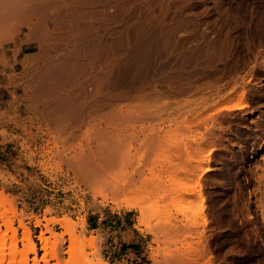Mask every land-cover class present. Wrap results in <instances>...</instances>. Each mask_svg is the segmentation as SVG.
Masks as SVG:
<instances>
[{
	"label": "rangeland",
	"instance_id": "obj_1",
	"mask_svg": "<svg viewBox=\"0 0 264 264\" xmlns=\"http://www.w3.org/2000/svg\"><path fill=\"white\" fill-rule=\"evenodd\" d=\"M207 2L211 6L210 10L205 6ZM164 4L166 5L161 12L157 6L153 9L154 14L161 13L162 22L174 23L188 18L189 24L187 25L188 22H186V25L179 29L178 33L176 32L179 40H175L176 48L174 47L173 56L164 57L160 66L168 68L170 65L172 70L178 69L177 67L182 70L186 68L187 75L183 77V83L182 80H176L180 81V84L174 81L172 85V81L168 80V82L167 79L157 81L163 84L156 82V89L160 91H158L160 95L158 94L154 99L146 97L144 101L135 102L141 105L145 103L147 110L156 112V115L152 114V119L145 123L146 128L143 130L139 131L138 127L121 133L122 137L125 134L128 135L130 143L129 148L126 149L130 155L123 164L122 160L120 161V166H128L127 170L131 169V166L139 167L145 172L142 173L145 176L140 177L142 179L136 176L140 180L136 178L138 182L136 180V184L131 183L132 187H128L129 190H124V193L117 194L112 190L109 193L107 189L110 187L102 181H96L89 187L79 176H76V170L68 165L63 155L66 150L68 152L77 147L78 144L73 142L83 141L81 139L73 141L72 138L69 141L66 138L67 133L65 135L63 133L67 128H61L64 125L54 126L50 119L39 113L27 111L21 114L22 102L19 96L23 90L14 87V81L10 78L12 70L4 67L0 62V192L5 195L7 203H12L15 208L14 213L10 212L4 216L2 213L8 212L9 206L0 204V233L7 230L6 221H10L16 229L17 247L22 249L23 234L26 228H29L32 240L37 246V255L29 253L27 264H36L35 262L38 261H40L39 264H59L60 261L70 264L67 261L72 255L85 258L86 264H108L107 260H110V264H264V84L260 87V81H264V0H167ZM213 26L218 28V33L211 31ZM188 27L189 30H187ZM184 29L187 32H184L186 31ZM176 36L175 39H177ZM198 47H204L206 54L197 61L189 59L187 54H181L190 49H199ZM29 52V50H23L20 57ZM6 60L9 64L12 63L11 52H8ZM182 63L183 66H187L183 67ZM19 70L20 67L17 66L16 71ZM205 82L208 85H205ZM18 83L21 82L18 81ZM187 83L197 85L196 89H192L194 86L188 87ZM188 88L193 90L189 89L190 94H188ZM172 89L177 94H174ZM167 90L170 92L168 93ZM239 90L247 102L246 109L258 114L257 122L255 124L248 122L243 111L241 113V111L223 110L215 115L216 118L220 117V123L216 125L220 139L216 136L217 144L211 148L209 139L204 135V130L208 129L210 122L204 120L209 113L206 107L207 102L210 101L208 102L210 105L212 101L220 99V96L225 98L239 95ZM196 93L197 96H195ZM111 108L110 106L109 109ZM167 108L171 110L167 111ZM163 109L164 112H161ZM180 109L183 110V114ZM105 110L99 111V114L92 113L89 126H84L81 130L83 134L79 131V135L84 136L91 132L95 126L92 124L105 122L107 117ZM222 117L227 119L223 120ZM198 119L200 121L197 122ZM179 125H182V128ZM174 127L175 131H169V129L174 130ZM158 128L161 129L159 132L161 141L155 142L156 146L154 143L155 152L148 144L144 148L145 134L149 135L150 130L159 131ZM186 128L191 130L188 132ZM177 129L181 136L176 135ZM224 130L226 131L223 133ZM176 137L179 138L178 140L182 137L183 144L180 142L182 147L177 144ZM191 138H196L194 142L196 145L192 143ZM163 141L166 145L174 146L170 148L164 145ZM159 144L164 145L163 151ZM70 146L73 147L70 148ZM194 146L197 151L202 150L203 154L213 149L210 154L211 160L221 162V167L202 175L200 185L201 197L204 199L196 196V199L200 200L185 201L177 195L181 194L179 187L191 183L192 179L195 181L193 173H196L195 159L197 161L199 152L198 154L194 152ZM201 146L205 149L203 150ZM167 147L169 153L166 151ZM149 149L157 153L156 156L160 158L155 159L154 155L151 157L153 161L148 158L147 156L153 154H148L151 153ZM133 153L136 156L131 155ZM134 163L139 164L134 165ZM143 165L147 169H144ZM152 173L159 177L154 179ZM158 179V183L154 182ZM175 184L179 185L174 187ZM95 192L101 194L94 195ZM174 201L176 203H173ZM194 213L197 214L196 222L198 223L191 226L190 222ZM52 219L55 222L48 224L49 229L52 228V230L45 232L47 229L45 224ZM61 219L76 222L74 233L78 234L76 236H79L80 243L72 246L69 234L58 236L61 244L56 246V243H53V252L50 254L48 263H45L42 260L45 251L42 249L39 235L45 232L44 236H50L49 240L53 241L54 232L57 236L65 231L62 223L57 222ZM83 221L85 225L81 228ZM175 225L177 226L173 229ZM172 230L176 232L173 233ZM11 235L12 232L7 231V245L12 242ZM91 236L95 238L94 243L97 246H91L82 241ZM58 248V255L60 254L61 258L54 257ZM173 249L178 251L175 252ZM6 250L8 251V248ZM9 257V254L5 255L6 259ZM1 259L0 257V262H2Z\"/></svg>",
	"mask_w": 264,
	"mask_h": 264
},
{
	"label": "bare ground",
	"instance_id": "obj_2",
	"mask_svg": "<svg viewBox=\"0 0 264 264\" xmlns=\"http://www.w3.org/2000/svg\"><path fill=\"white\" fill-rule=\"evenodd\" d=\"M166 1L167 0H0V62L4 67H7L12 70V72L10 73V78H12L14 81V87L16 89L22 88L23 90L22 94L19 96L22 102V107L20 108L21 114L22 112L25 113L27 111H33V112L39 113L43 117L45 116L48 119H50L54 126L64 125L63 127L61 126V128L62 129L64 127L67 128V129L64 128L65 130L63 133L64 135L65 133H67L66 138L69 139V141L71 138L73 139V141L74 139H81V141H83V142H80V141L73 142V143L78 144L77 147H74L70 151L68 150V152L65 149L66 153L65 154L62 153V154H64L63 158L66 160L68 165L71 168H74V170H76L77 172L76 176H79L81 180H83L85 184L88 185L89 187H90V184L96 181H102L107 187L111 188V189L110 188L107 189L109 193L112 190L114 193L118 194L121 192L124 193V190H129L127 188L132 187V185L130 186L131 183L134 182L136 184L135 181L138 179L137 177L139 178L142 177L143 176L142 173H145V172L141 168L139 167H137L139 169L133 168L134 166L132 167L131 165H130L131 169L129 170H127L129 168L128 166L127 167L122 166V165L120 166L121 164L120 161L122 160V164H123V161L130 155V154L128 155L129 151L126 149L127 147L129 148L128 145L130 143L128 139V135L125 134V136L122 137L121 133L127 132V130L129 129L135 130L138 127L140 129L139 131L143 130L144 128H146L145 123L152 119L153 117L152 114L154 112H150L149 109L148 111L147 107L145 106V103L144 105H141V104H136L135 102L138 100L140 102L144 101L146 97H153L154 99L155 96H158L159 90L156 89L157 81L167 79V81L168 80L172 81L171 82L172 84L174 81L177 82L179 79V80H182V83H183V77H186L187 75V73L185 72L186 68L182 70L180 69V67L176 66L178 69L174 68L172 70L171 66L168 64H167L168 68L167 66H165L164 68L160 66L161 63L163 62L162 59L164 57L166 58V56H169V55L173 56L172 53L174 52V47H175L174 44H176L175 40L176 41L179 40V38H177L178 35L176 36V32L179 29L183 28L186 25V22L189 21L188 18H185L183 21H177V22L175 21L174 23L162 22L161 13L154 14L153 9L155 8V6H157L159 7V11L161 12V9H163V6L166 5L164 4V2ZM172 4L173 3H171V5ZM205 6L209 8V10L211 9V6L208 2L206 3ZM188 24L189 22L187 23V25ZM195 26H197V24ZM193 27H194V24H193ZM187 30H189V27ZM187 30L184 32H187ZM211 31L213 33H218V28L213 26L211 28ZM194 35L196 36V34ZM175 36L177 39H175ZM210 36L211 35H209V37ZM202 38H203V35H202ZM204 39L206 40V38ZM208 41H210V39ZM195 42H197V40ZM9 45H11V47H9ZM198 48L199 49L196 48V50L190 49L188 52H181V54L182 55L187 54V56H189V59L197 61L199 58L205 57V54H206L204 47H201V48L198 47ZM23 50H29L30 52L20 57V54ZM8 52H11V59L13 60L12 63L10 64L7 62L8 60H6ZM189 59L188 61H190ZM181 65L183 66V63ZM17 66L20 67V70L18 72L16 71ZM184 66H187V65H184ZM172 67H174V65ZM197 73H200V72H197ZM192 74L194 73L192 72ZM192 74H189V75H192ZM21 78L22 80H20ZM184 80H186V78ZM18 81H20L21 83L19 84ZM179 82H177V84ZM200 82L198 81V83ZM157 83L160 84L159 82ZM206 83L207 82H205L204 84L208 85ZM218 83L219 82L217 81V84ZM263 84H264V81L263 82L260 81V87L263 86ZM160 85H163V84L161 83ZM189 85L194 86L195 84L191 85L190 83L189 84L187 83L188 87H190ZM245 86L247 85L245 84ZM194 87H192L193 90L196 89L197 85ZM209 87L211 88V85ZM190 88H188V91ZM192 89H190V91ZM204 90L205 89H203V91ZM185 91L187 90L185 89ZM190 91L188 92V94L191 93ZM167 92L169 93L170 91L167 90ZM173 92L174 94L176 93L175 91ZM199 92L201 91L199 90ZM239 93H240L239 95L237 94L231 97L227 96L225 98H221L220 96V99L218 98L217 100L212 101L210 105L208 103L210 101L207 102L209 106L207 105L206 107L209 113L206 117H204V120L205 122L207 120H209L210 122L208 124V127L206 126L208 129L204 130L205 131L204 135L209 139L210 141L209 144L211 148L212 147L214 148V145L216 146L217 144L216 136L219 135L216 131L217 129L216 125L220 123L219 121L220 117L216 118L215 115L219 114L223 110H232V112L233 110H235V111H241V113L243 111L244 117L248 122H251L253 124L257 122L258 114H256L253 110L246 109L248 106H247L246 100L243 97L244 95L243 93L240 92V90H239ZM170 95L172 94L170 93ZM194 95L192 97H194ZM172 96L174 97V95ZM195 96H197V93ZM175 97L177 98L176 95ZM148 100H151V98ZM160 101L159 103H161ZM169 105H170V101H169ZM110 106L112 107L111 109H109ZM172 106H170V108H172ZM163 107L165 108L167 106H163ZM170 108H167V111ZM101 110L106 111L105 112V116H107L106 121L105 119H103L105 122H100L98 124H92V125H95L93 127V130L90 132L89 131L90 129H89L88 130L89 133H86V134L84 133L85 134L84 136H80L79 131L81 132L84 126H89L90 124L89 121H90L92 113L98 112L99 114ZM161 112H164V109ZM224 113L225 112H223V114ZM181 114H183V112ZM241 115L242 114H240V116ZM224 118L227 119V117H224ZM200 119L202 120V118ZM100 120L102 119L100 118ZM190 120L192 121V118ZM198 121L200 120L198 119L197 122ZM193 122H192V125H193ZM197 122H196V125L198 124ZM147 128H148V125H147ZM181 128H179V130ZM160 130L159 131L150 130V132L148 133L149 135L145 134V136L143 134V136L145 137L144 148L146 144H148V146L151 148L154 146L155 142L158 143L159 141H161L159 139ZM186 130L189 132L191 129L188 130L186 128ZM169 131H175V127H174V130L169 129ZM225 131L226 130L222 132L224 133ZM81 133L83 134V132ZM166 134H169V133H166ZM177 134H178V129H177L176 135ZM180 134L181 133H179L178 136ZM79 136L83 138H80ZM171 137H172V134H171ZM178 139H177L178 141L177 144L182 147V144H183L182 143L183 141H181L182 137L180 140ZM140 140H141V137H140ZM169 141L172 143L170 139ZM191 141L193 144H195L194 142L196 141V138H193V139L191 138ZM180 142L182 144H180ZM136 143L138 142L136 141ZM157 143H155V146ZM162 143L166 145L165 144L166 142L163 141ZM164 145H162L163 147L161 145L159 146L162 148V151H163ZM170 145H166V146L169 147ZM141 146L139 148H141ZM173 146H170V148H172ZM71 147L73 146H70V148ZM168 147L166 151H168ZM154 148L155 147L152 148V151H154L153 150ZM201 148H203V146H201ZM204 149L205 148H203V150ZM149 150L148 151L151 152V149ZM186 150H188V148ZM211 150L213 149H209L207 152L203 151L204 152L203 154L201 153L202 150L197 151V148L194 146V152H196L197 154L199 152V157L197 161L195 159V164L197 162V164L195 165L196 173L192 172L194 174L195 181H193L192 179L191 183L189 184L187 183V184H184L182 187H179L181 188V194L177 196L181 197V199H184L185 201L186 200L193 201L194 199H196V196L201 197L200 180H201L202 175L206 172H209V171L212 172V170H216L221 167V162L216 161V160H211V155H210L212 152ZM62 151L64 152V148L62 149ZM189 151L191 150L189 149ZM140 153H142V151ZM152 153L153 152L148 153V154L151 155ZM156 154L157 153H153L152 156H147V157L152 159L153 161L154 159L151 157L156 156ZM131 155L136 156L134 153ZM138 157L136 158L138 159ZM157 157L160 158V156H156L155 159H157ZM180 157L181 156H179V158ZM214 157L215 156H213V158ZM183 158L184 157H182V159ZM136 162H140V161L136 160ZM146 162H149V161H146ZM126 163H128V161ZM136 164L134 163V165ZM145 168L146 166H144V169ZM153 175H154L153 176L154 179H157V177H159L156 174H153ZM154 182L158 183L159 179L158 181H154ZM178 185L175 184L174 187ZM172 186H173V182H172ZM174 187H172V189H174ZM97 194H101V193L95 192L94 195H97ZM177 196H176V199L178 198ZM201 199H204V198L201 197ZM7 201H6V197L3 194V192H0V204L4 206L5 205L9 206V207L7 206L8 212L2 213L4 216L8 215L10 212H13V213L15 212V208L13 204L7 203ZM173 203H176V202L174 201ZM196 216L197 214L195 213L194 215H192V220L190 222L191 226H195L196 223H198L196 222L197 220ZM51 222H55V221H53V219L48 220V223L45 224V226L47 227L45 232L52 230V228L49 229L48 227V224ZM57 222L62 223V227L65 228V231L62 234H59L57 236L55 235V232H54V235H52L55 237L53 241L49 240L50 236L49 237L44 236L45 232H42V234L39 235V239L42 242V249L45 251L42 257V260L45 263H48L47 261L50 259V254L53 252V248H54L53 243L55 242L56 246L58 244H61V242H59L58 236L69 234L71 237L72 243H73L72 246L78 245L80 243V241L78 240L79 236L78 237L76 236L78 234L74 233L76 222L73 221L74 222L73 223L72 220L70 219H63V220L61 219V220H58ZM6 225H7V230L4 233L3 232L0 233V257L2 258L1 259L2 262H0V264H27V258H28L29 253H35L37 255V246L35 242L32 240L31 232L29 228H26V231L23 234L24 236L22 238V241L24 242V247L22 249H18L16 229L13 228L12 223L8 220L6 221ZM84 225H85V221L81 223L82 227L81 226L80 227L83 228ZM176 226L177 225H175L173 229H175ZM7 231L12 232V235H11L12 242L10 245H7L6 243ZM178 231H180V229ZM172 232L175 233L176 230L174 231L172 230ZM94 240L95 238L91 236L90 238L86 240H82V241L87 244H90L91 246H94V245L97 246L94 243ZM6 248H8V251L6 250ZM58 250L59 248L57 249V251ZM174 251L176 252L178 251V249L177 250L175 249ZM58 253L59 251L56 253V256L54 257L61 258L62 256L59 257L60 254L58 255ZM6 254L10 255L8 259L5 258ZM39 262L40 261L35 262V263L39 264ZM86 262L87 261L85 260V258L83 257L81 258L76 255H72L71 259L67 261V263H70V264H86ZM59 264H64V262L60 261ZM91 264H94V263H91Z\"/></svg>",
	"mask_w": 264,
	"mask_h": 264
},
{
	"label": "crops",
	"instance_id": "obj_3",
	"mask_svg": "<svg viewBox=\"0 0 264 264\" xmlns=\"http://www.w3.org/2000/svg\"><path fill=\"white\" fill-rule=\"evenodd\" d=\"M108 264H110V260H107Z\"/></svg>",
	"mask_w": 264,
	"mask_h": 264
},
{
	"label": "built area",
	"instance_id": "obj_4",
	"mask_svg": "<svg viewBox=\"0 0 264 264\" xmlns=\"http://www.w3.org/2000/svg\"><path fill=\"white\" fill-rule=\"evenodd\" d=\"M42 254V253H41Z\"/></svg>",
	"mask_w": 264,
	"mask_h": 264
}]
</instances>
